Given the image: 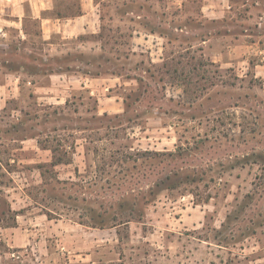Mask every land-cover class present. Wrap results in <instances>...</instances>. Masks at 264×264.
Wrapping results in <instances>:
<instances>
[{
	"label": "rangeland",
	"instance_id": "obj_1",
	"mask_svg": "<svg viewBox=\"0 0 264 264\" xmlns=\"http://www.w3.org/2000/svg\"><path fill=\"white\" fill-rule=\"evenodd\" d=\"M170 2L104 1L101 30L53 45L31 19L0 32L10 67L115 80L67 78L58 103L35 93L57 77L22 74L0 110V264H264V0L218 21Z\"/></svg>",
	"mask_w": 264,
	"mask_h": 264
},
{
	"label": "crops",
	"instance_id": "obj_2",
	"mask_svg": "<svg viewBox=\"0 0 264 264\" xmlns=\"http://www.w3.org/2000/svg\"><path fill=\"white\" fill-rule=\"evenodd\" d=\"M104 1L111 0H0V32L8 34L15 28L23 39L28 37V21L35 20L41 25V32L48 44L51 37L55 34L61 35L62 38H77L84 33H97L101 30L102 6ZM125 2V0H123ZM199 15L200 21L207 19L218 21L224 17L230 9H233L232 0H199ZM72 2V3H71ZM168 3L171 4L168 0ZM260 2H251V9L256 8ZM229 9V10H228ZM192 13V12H190ZM252 36V35H251ZM0 44L9 45L4 39H0ZM66 41V40H65ZM206 41V40H205ZM257 41L251 38V48L256 47ZM264 56V55H263ZM6 62H9L7 59ZM74 65L61 67L51 70H36L29 71L25 67L13 68L3 62H0V110L4 109L7 101L10 98H19L22 95V74H52V78L57 77L59 80L57 89L52 87H37L35 93H38V98H55L58 103H65L68 95L72 93L67 78L73 79V87L87 89L93 95L101 96L102 88L95 87V80H110L112 78L106 76H93L74 61ZM264 66V65H263ZM55 74V75H54ZM109 89V88H105ZM115 105L111 103L108 106H101V111H109V109L117 108L120 111L123 108V102L115 101ZM35 140L36 137H29L26 140ZM37 140V139H36ZM39 148L48 150L47 148Z\"/></svg>",
	"mask_w": 264,
	"mask_h": 264
},
{
	"label": "trees",
	"instance_id": "obj_3",
	"mask_svg": "<svg viewBox=\"0 0 264 264\" xmlns=\"http://www.w3.org/2000/svg\"><path fill=\"white\" fill-rule=\"evenodd\" d=\"M4 64H7V63H10V62H3ZM20 67H25V68H27V69H30V67H26V65L25 64H21L20 65ZM31 71H34V70H32V69H30ZM54 70V69H53ZM53 150V152H55L56 150H58V147H55V148H53L52 149ZM64 162H66L65 160H64V158H62L61 156H58V157H56V156H54L53 157V160H52V164L53 165H57V164H60V163H64Z\"/></svg>",
	"mask_w": 264,
	"mask_h": 264
}]
</instances>
